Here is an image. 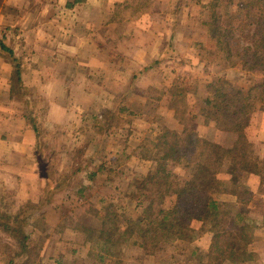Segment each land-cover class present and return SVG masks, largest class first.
<instances>
[{
	"label": "rangeland",
	"instance_id": "374dc122",
	"mask_svg": "<svg viewBox=\"0 0 264 264\" xmlns=\"http://www.w3.org/2000/svg\"><path fill=\"white\" fill-rule=\"evenodd\" d=\"M196 1H80L74 5L76 11L70 16L66 13L71 10L67 4H74L76 0L74 3L33 0L28 4L30 15L24 16L22 0H0V10L4 14L0 18V32L7 26L21 28L44 24L46 11L53 10L56 16L52 18V25L58 41L89 42V53L93 56L98 53L92 65L61 63L54 66L56 81L51 87V102L68 106L65 111L35 112L33 78L28 75L25 82L30 89L25 87L20 92L18 98L23 100L15 105L22 108L23 113L25 111L27 118L35 114L43 147L42 153L36 148L33 150L34 161L25 159L26 175L22 178L16 180L6 173L0 174V208L8 206L17 210L28 202L41 204L37 217L32 219L35 225L32 226L43 236L35 238L39 249L37 260L41 264H95L91 256L96 252H91L85 235L74 230V226H99L95 212L100 209V199L118 202L130 196L125 193L135 186L136 178L153 171L154 163L143 161L138 148L144 140L154 139L167 128L183 135L195 133L223 146L234 142L236 135L221 132L215 122L205 125L206 118L200 114V109L208 96L206 86L214 78L228 77L226 79L233 85L237 83V88L247 91L257 80V74H250L241 67L229 71V63L223 54L217 53L207 27L200 21L203 6L210 0H201L200 4ZM8 36L11 40L13 36L15 42L23 40L12 32H8ZM16 53L21 57L25 53V57L32 55L30 50ZM22 68L27 74L26 67ZM71 71L75 73L72 81ZM176 85L185 93V102L177 105L171 101ZM71 88L72 96L68 94ZM122 108L126 109L123 113L120 112ZM258 109L259 105L250 122L253 124L250 135L255 141L256 138L264 139V113ZM109 111L113 114H107ZM104 114L110 117L109 131ZM192 114H195L193 118ZM253 150L261 152L259 145L253 144ZM90 159H93L92 164L84 169ZM16 162L0 160V167ZM103 162H108V169L107 182L102 187L100 181L91 182L88 175L98 171ZM79 167L83 170L76 173ZM169 168L178 175L181 185L189 182L195 172L188 162L171 164ZM232 175L225 166L220 178L227 180ZM70 176L73 178L69 186L55 191L61 181ZM240 179L246 182L245 176ZM80 184L88 186L82 199L77 193ZM48 191H55L52 199ZM174 203V198L168 199L165 205L171 207ZM124 205L133 211L132 202L124 201ZM189 228V238L161 244L149 252L131 247L122 259L108 262L185 264L186 256L198 250L205 255L202 262L217 264L216 259L208 256L211 249L207 253V249L197 245L200 239H206L203 234L213 232V227L192 222ZM5 243V237L0 235V258L4 252L5 256L9 255L2 248ZM0 264L4 262L0 260Z\"/></svg>",
	"mask_w": 264,
	"mask_h": 264
},
{
	"label": "trees",
	"instance_id": "16d2710c",
	"mask_svg": "<svg viewBox=\"0 0 264 264\" xmlns=\"http://www.w3.org/2000/svg\"><path fill=\"white\" fill-rule=\"evenodd\" d=\"M80 1L67 4V8L72 9ZM196 2L200 4L201 0ZM200 21L207 27L217 53L223 54L229 63L230 72L241 67L250 74H257V80L247 91L237 88V83L233 85L226 79L228 77L214 78L206 86L208 96L200 109V114L206 118L205 125L215 122L221 132L234 134L236 138L231 145L223 146L195 133L183 135L165 128L154 139L144 140L138 148L142 151L143 161L154 163L153 171L136 178L135 186L125 193L130 196L122 197L118 202L100 199V209L95 212L99 226H74V230L85 235V243L91 252H96L91 256L95 264L122 259L131 247L149 252L161 244L189 238L192 222L213 227V243L208 256L216 259L217 264H241L249 258L248 246L255 239L256 222L249 214L252 193L240 176L260 175L264 186V161L254 155L246 134L257 106L264 112V0H210L203 6ZM8 30L11 31L10 26L0 32V57L13 68L10 76L12 96L15 93L20 96L25 90L22 57L12 48L11 42L15 38L12 36L11 40ZM12 33L17 34L16 31ZM172 94L171 101L176 105L185 102L181 86H174ZM125 111V108L120 109L121 113ZM184 113L191 115V112ZM107 114L104 115L109 131L111 123ZM27 119L36 134L35 148L42 153L36 116L32 113ZM181 121L184 122L183 118ZM87 162L84 169L93 159ZM182 162L195 168L192 179L185 185L179 183L178 175L169 168L171 164ZM225 166L233 174L227 180L220 178ZM107 169L108 162L101 163L98 171L89 173V180L100 181L103 187L107 182ZM82 170L83 167H79L76 173ZM72 178H64L55 191L69 186ZM87 189V185L80 184L77 193L81 199ZM55 191H48L51 199ZM225 196L231 199L223 201L221 198ZM173 198L174 205L166 207V201ZM124 201L132 202L130 208L133 211H129ZM40 207V203L28 202L17 210L8 206L0 208V235L6 239L2 248L9 252L8 256L4 252L0 258L4 264H41L37 260L39 249L35 238L43 236H39L32 224ZM61 227L63 230L64 226ZM204 257L195 250L186 256L185 264H210L202 262Z\"/></svg>",
	"mask_w": 264,
	"mask_h": 264
},
{
	"label": "crops",
	"instance_id": "0c3cea01",
	"mask_svg": "<svg viewBox=\"0 0 264 264\" xmlns=\"http://www.w3.org/2000/svg\"><path fill=\"white\" fill-rule=\"evenodd\" d=\"M22 1L24 2L23 15H30L28 4L33 0ZM51 1L56 2V0ZM60 1L74 3L75 0ZM85 1H95L97 3L100 0H81V2ZM53 8L54 5H52V9ZM1 10L0 18H3L4 14ZM75 11V8H72L71 10L69 9L66 11V13L73 16ZM46 13L47 20H45L44 24L38 23L30 27L22 26L21 28L16 26V28L11 27V31L8 30V32L16 31V35H20V38L23 37V40L18 42H15L14 40V43L12 44V48L16 52L22 50H30L32 52V55H29L28 57H25L27 52L25 55H22V67H26L27 69V74L25 72L22 73V81L24 88L28 87V89H30L28 86L29 84L25 82L26 77L28 75L33 78L31 82V89L33 90L34 96L32 99V105L34 111L37 113L44 110H59L60 112L68 109V106L57 105L54 101L51 102V87L52 84L55 85L54 82L56 81L54 78V66H58L61 63L75 66L92 65L96 61L93 58L98 55L97 53L93 56V53H89V42L84 44L71 40L58 41L55 37V26L52 25V18L56 16V11L49 10L46 11ZM82 28H84V26ZM82 34L85 33L83 32ZM61 49H64V51H61ZM12 71V65L0 57V102H3L0 104V160H6V162L17 161L15 164L8 163V165H5V168L0 167V174L6 173V175H10L18 180V178H22V176L26 175L24 168L25 159L34 161L33 150L35 149L37 142L34 127L28 121L25 111L23 113L22 108L15 106L17 103H21L23 99L20 97L18 98L16 93L15 95L13 94V96L11 94L10 76ZM71 73L72 78L70 81L75 77V73L73 71H71ZM68 94H72V88L71 91H68ZM48 104H50V108H48ZM53 104L55 105L53 106ZM252 126L253 124H250L246 130L248 140L252 145H259L261 152L259 150L258 152L255 151L254 155L259 160L264 161V143L263 145L261 143V141L264 142V139L256 138L255 141L251 137L250 130L252 129ZM245 177L246 182H244V185L252 193L249 214L256 222V230L255 239L252 244L248 246L249 258L241 264H264V193L262 192L264 186L260 175L249 173L245 174ZM224 198L226 201L231 199L228 196H225ZM202 236L206 239H200L201 243L198 242L199 244L197 245L208 251L212 246L213 232L209 231ZM203 240L206 242L203 243ZM207 253H209V251Z\"/></svg>",
	"mask_w": 264,
	"mask_h": 264
}]
</instances>
